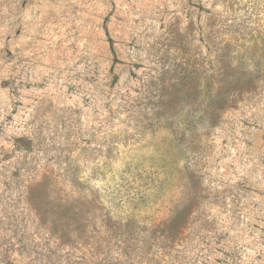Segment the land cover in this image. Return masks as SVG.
Instances as JSON below:
<instances>
[{"label":"rangeland","instance_id":"obj_1","mask_svg":"<svg viewBox=\"0 0 264 264\" xmlns=\"http://www.w3.org/2000/svg\"><path fill=\"white\" fill-rule=\"evenodd\" d=\"M0 264H264V0H0Z\"/></svg>","mask_w":264,"mask_h":264}]
</instances>
